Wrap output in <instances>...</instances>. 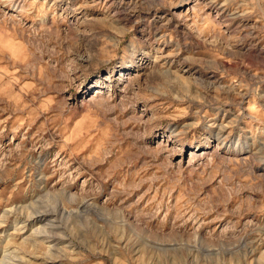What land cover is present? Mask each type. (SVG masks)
<instances>
[{"label":"rangeland","instance_id":"obj_1","mask_svg":"<svg viewBox=\"0 0 264 264\" xmlns=\"http://www.w3.org/2000/svg\"><path fill=\"white\" fill-rule=\"evenodd\" d=\"M0 264H264V0H0Z\"/></svg>","mask_w":264,"mask_h":264},{"label":"bare ground","instance_id":"obj_2","mask_svg":"<svg viewBox=\"0 0 264 264\" xmlns=\"http://www.w3.org/2000/svg\"><path fill=\"white\" fill-rule=\"evenodd\" d=\"M22 208V207H21ZM21 208L19 209V210H21ZM25 207H23V209H24ZM18 210V211H19ZM64 212H65V210H63ZM12 212V211H11ZM11 212L10 211H5L4 212V214H5V216L7 217L8 215H10L11 214ZM63 212V213H64ZM53 214H51V212H48V211H45V212H38V213H35V214H33V215H31V216H29V217H27V220L28 219H30L29 221L30 222H32V221H34V222H36V221H40V220H44V219H48V221L45 223V224H43V226H42V231H39L38 232V235H42V234H44L45 233V229L47 228V227H49L50 226V223H51V221L49 220V219H51L53 216H52ZM27 223V222H26ZM25 224V223H24ZM53 226V225H52ZM51 226V227H52Z\"/></svg>","mask_w":264,"mask_h":264}]
</instances>
